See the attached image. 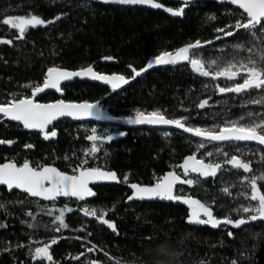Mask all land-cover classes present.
<instances>
[{"label":"trees","instance_id":"1","mask_svg":"<svg viewBox=\"0 0 264 264\" xmlns=\"http://www.w3.org/2000/svg\"><path fill=\"white\" fill-rule=\"evenodd\" d=\"M157 2L174 8L178 5L169 0ZM30 15L54 22L29 27L23 39H17L18 32L2 23L9 16ZM246 20L240 10L207 0L190 3L181 19L146 8L84 0H0V40L13 41L0 43V102L13 95L30 97L33 87L43 83L45 71L50 67L76 70L92 66L97 72L119 73L130 78L132 69L142 68L148 58L194 41H211L193 50L209 69L230 61L247 63L249 57L264 67L261 59L264 22L252 30L235 29L236 22ZM218 29L234 34L220 39L224 33L217 34ZM105 57H111L112 61L104 62ZM213 60L216 65L210 63ZM226 82L230 80L202 76L188 62H183L149 70L117 91L95 82L75 80L61 86L62 96L47 92L36 100L63 99L77 103L100 100L101 106L117 117L133 116L137 110L145 113L159 110L169 119L187 117L186 126L216 130L227 122L237 121L231 118L234 115L264 110V105L249 102L259 99L255 94L260 89L220 93L219 88L231 87ZM205 100L208 105L199 108L198 104ZM96 126L99 134L103 125ZM53 130L57 136L45 139L40 132L24 131L19 124L0 118V140L14 141L0 144V164L12 161L20 165L28 161L33 167L53 165L67 173L81 168H102L114 171L118 181L100 185L96 195L84 203L63 197L43 201L0 186V204L5 206L0 208V225H6L0 227V264H48L34 259L30 250L53 238L58 239L50 249L55 264H88L89 261L174 264L170 253L177 251L181 253L182 264H233V261L264 264L263 222L249 221L239 228L232 225L213 228L189 223L186 208L180 204L126 202L129 184L150 185L164 171L178 166L185 156L197 153L200 157L204 148L215 154L212 161L218 160L223 155L214 149L218 145L206 143L204 148H199V138L176 129L169 132L132 129L111 141L103 132L104 139L96 142L100 151L86 154L92 144L87 140L91 130L66 118L49 125L48 131ZM220 147L223 150L226 146ZM248 157L254 169L264 170L263 151ZM195 181L189 187L192 196L210 206L214 216L236 221L241 213L236 204L246 195L238 193L231 184L236 176L225 172L214 179L206 181L199 177ZM258 183L264 188V180ZM226 187L231 195L223 191ZM65 205L73 209L65 215L69 227L54 231L55 216ZM84 208L107 211L105 219L113 221L117 231L85 216ZM50 210L53 215L47 214ZM88 248L96 250L89 252ZM77 256L80 259H75Z\"/></svg>","mask_w":264,"mask_h":264},{"label":"snow or ice","instance_id":"2","mask_svg":"<svg viewBox=\"0 0 264 264\" xmlns=\"http://www.w3.org/2000/svg\"><path fill=\"white\" fill-rule=\"evenodd\" d=\"M104 3H113L120 5H149L155 9H164L168 13L174 16H182L185 11V7L173 9L171 7L165 8V6L157 0H103ZM191 0H182V3L187 6ZM232 4L238 5L247 14V22H237L234 26L236 29L252 30L256 29L258 25L264 22V0H231ZM57 20L60 17H56ZM214 19V17H213ZM54 21H45L38 15L30 16H9L2 20V23L6 26H10L11 29L18 32L17 39H23L25 33L29 27H37L46 24H51ZM218 32H223L225 36H232V31H225L224 29H218ZM219 39V37H217ZM0 43L12 44V40H0ZM211 43V42H207ZM202 47L200 41L188 44L185 47H181L176 52H163L159 56L148 64V68L153 65H166L175 64L180 61L188 62L192 69L202 76H212L214 79L221 77L228 80H235L241 77L243 74V82L237 83L233 87H221L220 93H245L251 89L264 90V67H260L257 61L252 57L248 58L247 63L244 61L228 62L224 66H218L216 69H209L206 67V62L200 58H196V52L193 51ZM249 51H253L249 49ZM264 51V50H262ZM105 59H112L111 57H105ZM264 59V56H261ZM216 65V61L210 62ZM131 67V66H130ZM135 76L141 74L140 71L132 69ZM73 77H90L93 80L103 81L106 84L111 85L113 90L119 88L122 84H127L129 81L123 75H103L94 71L93 67L89 66L79 71H67L58 67H50L47 69V75L44 79L43 85H25V87H33L32 95L30 97L17 98L13 95L10 99L0 102V118L8 119L11 121L19 122L25 129L39 130L45 139L54 138L57 136L55 130L48 131L49 125H52L54 121L60 117L68 116L73 118H83L85 116L95 115L100 118L97 104L88 102L84 103H66L64 100H59L55 103H39L36 100V96L39 93L45 91V89H55L61 91V82L70 80ZM133 77V78H134ZM250 103L264 105V96L259 99L249 101ZM208 105V101L205 100L198 104V107L203 109ZM251 115V114H249ZM187 117L181 119H169L161 111L155 110L148 113L137 110L134 117L128 118L129 124H149V125H174L185 132L194 134L197 137L207 140L209 142H232V141H256L259 144L264 145V117L255 120L251 123L242 124L239 121L227 122L223 126L216 129L191 127L186 126L184 121ZM104 137L97 134V130L93 128L91 135L87 136V140L91 141V147L86 154H95L100 151L97 145V141H102ZM107 140H112V136H107ZM14 141L0 140V144H12ZM31 148L32 145H26ZM199 148H204L203 143L198 145ZM212 152H208L207 156H212ZM224 156H228L227 153H223ZM264 159V157H262ZM83 163H87L85 160ZM225 164L231 165L233 168L243 170L244 172H251L252 168L250 162H245L237 155L230 156ZM223 165L220 163H205L203 159H198L197 156H188L183 164L179 165L182 170L179 174L175 171H169L166 175L159 177L154 186H141L139 184H131V188L134 190L131 199H154L159 198L161 200L168 201H182L187 204L190 209V215L188 222L197 225H211L213 228L220 227L221 225H232L236 228L245 225L248 221H257L258 219L264 220V192L258 187V181L264 180V175L244 177L248 185L251 188V193L248 199L256 201L255 207L242 206L237 209L242 213H255L248 217V221L241 218L233 221L229 217L219 219L214 216L210 206L201 203L199 200L192 199L183 195L176 194V186L180 185H192L194 181L190 178L191 174L195 173L198 176L214 177L217 172L222 169ZM183 177V178H182ZM128 177L125 176L124 180L127 181ZM118 181L117 174L115 172L103 171L100 168H81L78 174L68 175L59 171L55 167L42 166L33 167L28 161L18 166L15 162L9 161L7 163L0 164V185L7 186L8 190L21 189L33 197H40L46 200L55 201L58 197H75L78 200H85L86 197L95 196L96 193L89 187V184L93 181ZM223 191L231 195L229 188H224ZM3 204H0V208H4ZM73 209L65 205L58 210V215L55 216L56 228L54 231H61L67 229L69 225L65 223V215L68 212H72ZM48 215H53L50 210ZM83 214L85 216H91L98 222L105 224L113 232H116V225L113 221L105 219L107 211L99 210L95 208H84ZM29 216L32 213H28ZM204 217V218H202ZM0 227H6V225H0ZM90 235V234H89ZM231 235V233H229ZM79 239V237H77ZM58 243V239L53 238L50 242L44 243L43 246H37L30 250V254L34 259L48 264H55L53 255L50 251L53 245ZM95 248H88L87 251H95ZM80 255H84L81 253ZM80 259V256L75 257ZM88 264H98L96 261H89ZM233 264H236L233 261Z\"/></svg>","mask_w":264,"mask_h":264},{"label":"water","instance_id":"3","mask_svg":"<svg viewBox=\"0 0 264 264\" xmlns=\"http://www.w3.org/2000/svg\"><path fill=\"white\" fill-rule=\"evenodd\" d=\"M84 1H89V2H97V3H102V4H107V5H112V6H122V7H140V8H146V9H149V10H153V11H159V12H162V13H164V14H166V15H168L169 17H172V18H182L183 17V15L182 16H174V15H172L171 13H168L167 11H165L164 9H155V8H152L151 6H149V5H120V4H113V3H104L103 2V0H84ZM175 1H178V2H180L181 3V5L178 7V8H180V7H185V10L189 7V4L190 3H192V2H195V1H200V0H191V2L187 5V6H185L183 3H182V0H175ZM207 1H211V2H214V3H216V4H218V5H220V4H223V3H225V4H228V5H230V6H232V7H234V8H236V9H238V10H240L244 15H245V17H246V19H248L247 18V14L244 12V10L243 9H241L238 5H236V4H232L231 3V0H207ZM164 5V4H163ZM165 6V8H168L169 6H166V5H164ZM172 8V7H171ZM173 9H177V8H173ZM237 23V22H236ZM236 29V28H235ZM233 32V31H232ZM216 33L217 34H222L223 32H218L217 30H216ZM226 37H230V36H225L224 34L220 37V39H223V38H226ZM196 41H194V42H192V43H195ZM208 42H211V41H208ZM192 43H188V44H192ZM188 44H186V45H183L182 47H185V46H187ZM201 44H202V46L203 45H206V44H210V43H207V42H204V43H202L201 42ZM181 48V47H180ZM179 49V48H178ZM178 49H175V50H171V51H166V52H172V53H174V52H176V50H178ZM162 54V53H161ZM160 55V54H159ZM159 55H157V56H159ZM157 56H152V57H150V58H148V60L146 61V63L144 64V66H142V68H140L139 70H137V71H140L141 72V74L140 75H142V74H144V73H146L147 71H149V70H152V69H157V68H161V67H166V66H171V65H175V64H181V63H183V62H186V61H180V62H178V63H175V64H166V65H153V67H151V68H148L147 66H148V64L150 63V62H152L154 59H155V57H157ZM103 61L104 62H111L112 60L111 59H103ZM87 67H89V66H87ZM87 67H85V68H87ZM92 67V66H91ZM85 68H81V69H85ZM60 69H62V70H67V71H79V70H81V69H76V70H68V69H64V68H60ZM95 71V70H94ZM97 72V71H96ZM97 73H100V74H103V75H122V74H119V73H103V72H97ZM46 75H47V70L45 71V78H46ZM124 76V75H123ZM125 77V76H124ZM134 73H133V71H132V76L130 77V78H127V77H125L126 79H128V83L127 84H129L135 77H137V76H135L134 78ZM44 78V79H45ZM75 80H85V81H89V82H95V83H98V84H100V85H103V86H106L110 91H117V90H120V89H122L123 87H125L127 84H122L119 88H117V89H115V90H113V88L111 87V85H109V84H106L105 82H103V81H99V80H93V79H91L90 77H73L72 79H70V80H65V81H62L61 82V86L62 85H64V84H68V83H72L73 81H75ZM44 82V81H43ZM43 85V83L40 85V86H42ZM47 92H54L57 96H62L63 95V93H64V91L61 89V91H57V90H55V89H45V91L44 92H42V93H39L37 96H36V99L39 97V96H41V95H43V94H45V93H47ZM31 95H32V93H31ZM59 100H63V99H57V100H54V101H51V102H39V101H37V102H39V103H55V102H57V101H59ZM65 101V100H64ZM66 103H77V102H69V101H65ZM80 103H84V102H78L77 104H80ZM92 104H97L98 105V112H99V115H100V118H97L95 115H93V116H85V117H83V118H79V119H77V118H73V117H68V116H64V117H60L59 119H57V120H60V119H64V118H66V119H69L70 121H72V122H75V123H83V122H93V123H97V124H102V125H109V124H111V125H117V126H121V127H124V128H138V127H141V126H145V127H151V128H163V129H176V130H179V131H181V132H183V133H186V134H188V135H191V136H194V137H196V138H199V139H202V138H200V137H197V136H195L194 134H191V133H188V132H185V131H183L182 129H179L178 127H176V126H174V125H149V124H129V123H127L126 121H127V119L128 118H131V117H134L135 115H133V116H129V117H117V116H114V115H112V114H110L109 112H108V110H106V109H104L102 106H101V102H100V100H96V101H94V102H91ZM8 120V119H7ZM56 120V121H57ZM9 121H11V120H9ZM56 121H54V122H56ZM11 122H14V123H17V124H19L20 126H21V128H22V130H24V131H28V132H40L39 130H34V129H25L23 126H22V124H20L19 122H15V121H11ZM53 122V123H54ZM41 133V132H40ZM203 140V139H202ZM205 141H207V140H205ZM225 142H228V141H225ZM237 142H255V143H258V142H256V141H237ZM214 143H223V142H214ZM259 144V143H258ZM262 145V144H261ZM262 146H264V145H262ZM191 155H195V156H197L195 153H193V154H190V155H187V156H185L184 157V159H183V161H182V163L181 164H183V162H184V160L188 157V156H191ZM9 162V161H8ZM5 163H7V162H5ZM24 163V162H23ZM22 163V164H23ZM22 164H20V165H22ZM20 165H18V166H20ZM45 167L46 166H50V167H55V166H53V165H44ZM56 168V167H55ZM101 170H103V171H107V172H114V171H111V170H105V169H102V168H100ZM60 171V170H59ZM61 172H63V171H61ZM64 173H66V174H68V175H75V174H78V171L75 173V174H71V173H67V172H64ZM167 174V173H166ZM166 174H164V175H166ZM163 175V176H164ZM112 182H114V181H109V180H101V181H93V182H91L90 184H89V187H91V185H97V184H108V183H112ZM131 184H133V183H131ZM131 184H129V188H130V194H129V196H128V198H127V201H139V199H131V200H129V197H131V196H133V192H134V190L131 188ZM137 184V183H136ZM0 186H4L5 187V189L7 190V191H11V190H8L7 189V186H5V185H0ZM141 186H143V185H141ZM150 186H154V184H152V185H150ZM149 186V187H150ZM13 190V189H12ZM14 190H17L18 192H20V193H24V194H26V195H28L30 198H36V199H39V200H43V201H48V200H46V199H43V198H40V197H33V196H31V195H29L28 193H26V192H24L23 190H21V189H14ZM93 190V189H92ZM94 191V190H93ZM61 197H63V196H61ZM93 196H91V197H86L85 198V200H87V199H91ZM63 198H68V197H63ZM72 199H76L75 197H73ZM155 199V198H154ZM154 199H144V201H152V200H154ZM192 199H195V198H192ZM76 200H78V199H76ZM197 200V199H196ZM79 201H81V200H79ZM182 204H184L183 202H182ZM185 206H187V207H189L187 204H184Z\"/></svg>","mask_w":264,"mask_h":264},{"label":"flooded vegetation","instance_id":"4","mask_svg":"<svg viewBox=\"0 0 264 264\" xmlns=\"http://www.w3.org/2000/svg\"><path fill=\"white\" fill-rule=\"evenodd\" d=\"M169 1H175V0H169ZM178 3V5L175 7V8H178L181 3L178 2V1H175ZM225 4V3H224ZM174 8V7H172ZM228 80V79H227ZM232 81V80H231ZM236 81V82H235ZM235 83L232 84L231 87H233L235 84L237 83H242L243 82V78L239 80V77L236 78L234 80ZM132 129H143L144 131L148 130V129H156V130H159L161 132H169L170 129H163V128H151V127H145V126H141V127H138V128H124V127H121V126H117V125H111L109 124L108 125V131L106 132V136H112L113 139L115 136H119V135H122L124 132L128 131V130H132ZM112 139V140H113ZM201 140L202 142L204 143H214V142H209V141H205V140H202V139H199ZM109 141V140H108ZM111 141V140H110ZM215 145H218L219 147L220 146H226L225 149H223L222 153H227L228 156H224L222 155V157L218 158V160H215V161H212V162H205V163H220L223 165L222 169L220 171L217 172L216 176L212 177H203V176H198L197 174L193 173L191 174L190 178H192L194 181L196 178H203L204 180H209V179H214V178H217L219 177L220 175H222V173H227V174H231L232 176H236V181L234 183H231L233 184V186L235 188H237L236 190L238 191V193H241V194H246L244 199L242 197V201L238 202L236 204L237 207L241 208L242 206H252V207H255L257 202L256 201H251L248 199V196L250 195L251 193V188L250 186L248 185L247 181H245L244 177H252V176H257L255 174H259L261 173L259 170H256L254 169V167H252V164L251 165V168H252V171L251 172H244L243 170H238V169H235L233 168L231 165H227L225 164V161L232 155H237L239 156L241 159H243L245 162H249L248 161V156H253L254 154H260V152H264V146H262L261 144H258V143H255V142H237V141H232V142H223V143H214ZM231 147V148H230ZM197 155V153H195ZM197 158L200 159L197 155ZM184 159V158H183ZM183 161V160H182ZM182 161L180 162V164H178V166H176L175 168H170L166 171H164V173L162 175H160L159 177H162L164 174L168 173L169 171H175L177 172L178 174L182 171L180 168H179V165H181ZM205 161V160H204ZM76 173V172H75ZM75 173H71V174H75ZM262 173L264 174V170L262 171ZM260 176V175H259ZM159 177H156L154 179V181L152 182V184H155L157 179ZM183 178V177H182ZM114 182H117V181H114ZM112 182V183H114ZM112 183H108V184H97V185H91V188L94 190V192L96 193V188H98L100 185H109V184H112ZM139 184V183H138ZM150 184V185H152ZM139 185H143V184H139ZM150 185H143V186H150ZM191 185H180L178 184L176 186V194L178 195H183V196H186V197H190V198H195L194 196L191 195L190 191H189V187ZM258 187L260 188V190L262 192L263 191V186H261L259 183H258ZM128 190H129V194H130V188H129V185H128ZM94 197V196H93ZM92 197V198H93ZM59 198V197H58ZM91 198V199H92ZM128 198V197H127ZM127 198H126V202L127 201ZM36 199V198H35ZM68 199H72V198H68ZM197 199V198H195ZM73 200H76V199H73ZM90 199H87V200H83V201H79L80 203H84L86 201H88ZM198 200V199H197ZM50 201V200H48ZM200 201V200H199ZM129 202H132V201H129ZM138 202H159V203H164V204H170V205H173V204H180L182 205L183 207L186 208V216H187V219L190 215V212H191V209L190 207H187L185 206L184 204H182V201H168V200H161L159 198H155L154 200L152 201H144V200H139ZM201 203H203L202 201H200ZM205 204V203H204ZM252 214H255V213H240V215L237 216V219H245L246 221H248V217ZM204 218V217H202ZM218 218V217H217ZM219 219H223V218H219ZM257 221H260V222H263L264 223V220H261V219H258ZM249 222V221H248Z\"/></svg>","mask_w":264,"mask_h":264},{"label":"rangeland","instance_id":"5","mask_svg":"<svg viewBox=\"0 0 264 264\" xmlns=\"http://www.w3.org/2000/svg\"><path fill=\"white\" fill-rule=\"evenodd\" d=\"M246 22H247V20H246ZM197 57H198V55H197ZM235 82H234V80H232V81L230 80V82H226V83H228L229 86H232V84L235 83ZM260 91H261L260 93L255 94L257 96V98H260L262 95L264 96V90L260 89ZM249 114H251V115H249ZM261 117H264V110L263 111H259V110L249 111V112H246V113H241V114H238V115H234L231 118L232 119L236 118L237 121H239L242 124H245V123H251L252 121L258 120ZM79 124H80L81 127L83 126L86 129H88V130H92L93 128H95V129L99 128L98 126H96V125H99V124L93 123V122H92V124H89V122H83V123H79ZM100 125H102V124H100ZM107 131H108V125H103V126H101V131H100L101 133L99 132L98 135L102 136L103 132H107ZM201 143H203L204 145L206 144V143H204L202 141L198 142V144H201ZM97 145H98V143H97ZM220 148L221 147H217V148H214V149L218 150L219 152L223 151ZM87 149L88 148H86L85 151ZM204 149H203L202 154L200 155L199 158L205 160V162L206 161L207 162H212V159L215 156V154H213L212 156H207V153L211 152V151L208 148H206L205 150ZM255 175H258V174H255Z\"/></svg>","mask_w":264,"mask_h":264},{"label":"clouds","instance_id":"6","mask_svg":"<svg viewBox=\"0 0 264 264\" xmlns=\"http://www.w3.org/2000/svg\"><path fill=\"white\" fill-rule=\"evenodd\" d=\"M170 255L173 257L174 264H182L180 260L181 253L179 251L172 252Z\"/></svg>","mask_w":264,"mask_h":264}]
</instances>
